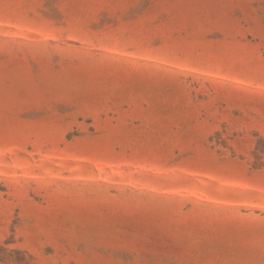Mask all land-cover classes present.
Instances as JSON below:
<instances>
[{
	"label": "rangeland",
	"instance_id": "374dc122",
	"mask_svg": "<svg viewBox=\"0 0 264 264\" xmlns=\"http://www.w3.org/2000/svg\"><path fill=\"white\" fill-rule=\"evenodd\" d=\"M0 264H264V0H0Z\"/></svg>",
	"mask_w": 264,
	"mask_h": 264
}]
</instances>
